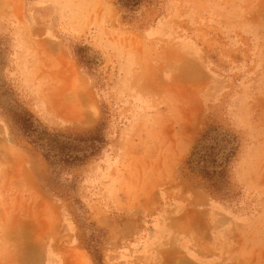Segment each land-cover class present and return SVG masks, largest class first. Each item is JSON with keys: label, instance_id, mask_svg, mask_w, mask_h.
<instances>
[{"label": "rangeland", "instance_id": "rangeland-1", "mask_svg": "<svg viewBox=\"0 0 264 264\" xmlns=\"http://www.w3.org/2000/svg\"><path fill=\"white\" fill-rule=\"evenodd\" d=\"M21 108L103 149L53 168ZM212 128L221 188L188 167ZM0 264H264V0H0Z\"/></svg>", "mask_w": 264, "mask_h": 264}, {"label": "trees", "instance_id": "trees-1", "mask_svg": "<svg viewBox=\"0 0 264 264\" xmlns=\"http://www.w3.org/2000/svg\"><path fill=\"white\" fill-rule=\"evenodd\" d=\"M118 5L132 13L146 0H116ZM22 135L38 149L53 168L70 169L87 165L103 149L104 137L100 129L82 135L51 133L35 121L24 108L16 114ZM237 138L217 128L208 130L194 147L188 167L213 187L221 188L226 182L225 167L238 150Z\"/></svg>", "mask_w": 264, "mask_h": 264}]
</instances>
